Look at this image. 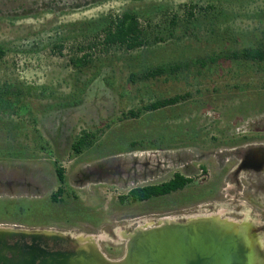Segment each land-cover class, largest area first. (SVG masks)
Instances as JSON below:
<instances>
[{
  "label": "rangeland",
  "instance_id": "obj_1",
  "mask_svg": "<svg viewBox=\"0 0 264 264\" xmlns=\"http://www.w3.org/2000/svg\"><path fill=\"white\" fill-rule=\"evenodd\" d=\"M124 11L150 41L163 40L104 46L105 18ZM258 44L264 0H0V86L18 91L0 101V222L91 236L101 248L115 242L109 254L119 258V234L169 216V199L197 213L202 191L223 178L216 157L197 159L199 150L209 139H264V63L209 58ZM178 62L188 65L130 80L146 66ZM174 95L185 96L143 109ZM82 131L94 135L75 152ZM174 171L191 181L171 197L120 200ZM250 223L264 252V223Z\"/></svg>",
  "mask_w": 264,
  "mask_h": 264
},
{
  "label": "water",
  "instance_id": "obj_2",
  "mask_svg": "<svg viewBox=\"0 0 264 264\" xmlns=\"http://www.w3.org/2000/svg\"><path fill=\"white\" fill-rule=\"evenodd\" d=\"M51 230L0 228V241L49 235ZM63 235L64 232H57ZM58 234V235H59ZM124 255L109 259L93 237L77 236L71 251L48 252L40 247H8L6 264H264L261 237L251 223H237L216 215L183 222L163 217L156 224H139L125 231ZM28 247V249H26Z\"/></svg>",
  "mask_w": 264,
  "mask_h": 264
},
{
  "label": "flooded vegetation",
  "instance_id": "obj_3",
  "mask_svg": "<svg viewBox=\"0 0 264 264\" xmlns=\"http://www.w3.org/2000/svg\"><path fill=\"white\" fill-rule=\"evenodd\" d=\"M209 144H211L209 148L199 150L197 159L216 157L218 163L216 173L222 175L223 178L207 190L202 191L200 194V201L202 202L197 204V213H189L188 206L185 205L183 199L176 202L169 199L170 215L167 218L183 222L191 217L216 215L242 224L250 222L264 223V139H209ZM176 174L187 177L182 171H174L163 182L171 181ZM187 185L188 183L182 187L170 189L162 195L171 197L174 193L185 189ZM175 204L177 208L172 209ZM257 208L262 211H257ZM6 227L43 230L41 228H27L17 223L0 222V228ZM51 231L54 232L49 233V235L40 234L36 236L33 242L31 238L0 241V252H3L5 258H9L11 256L9 246H16V249L19 250V247L24 249V246L32 245L53 252L71 251L78 245L77 237L70 236L67 233L60 235L57 232L61 231L58 230L51 229ZM124 234L125 232L122 231L119 234L120 238H123ZM113 244L116 245L115 242L111 243L110 241L109 244L105 243L106 248L98 246L109 259H119L125 253L126 240L124 239V253L119 258H113L109 254L117 248ZM0 264L6 263L0 260Z\"/></svg>",
  "mask_w": 264,
  "mask_h": 264
},
{
  "label": "trees",
  "instance_id": "obj_4",
  "mask_svg": "<svg viewBox=\"0 0 264 264\" xmlns=\"http://www.w3.org/2000/svg\"><path fill=\"white\" fill-rule=\"evenodd\" d=\"M193 8V6H192ZM189 14L192 15V11H189ZM146 27L140 25L137 15L134 12L124 11L121 14L111 15L108 18H105L104 25L100 29L98 35H102V44L107 47L119 46L123 47L125 50H134L140 48L146 44H149L154 41H162L164 37H155L152 41L149 40L148 33L145 31ZM2 51L0 50V55ZM224 57L226 59H232L239 63H256L263 65L264 63V44H258L256 46H248L234 49H227L215 53L214 57H210L211 62L216 61L217 58ZM200 65L206 64L207 60L205 58H199L196 60ZM75 64L81 63V58H78L74 61ZM188 63H174L165 65H156V66H146L142 69L139 74L137 72L130 73V80H146L150 78H155L159 75L166 73H176L178 70H181L182 67L187 66ZM264 68V67H263ZM137 73V74H136ZM13 92L9 87L0 86V101L5 100L3 98L5 94H10ZM14 94H18V91H14ZM187 95V93L185 94ZM185 95H174L167 98L156 99L155 101L149 102L143 106L144 110H155L166 105L174 104L179 99L183 98ZM6 97V96H5ZM130 113L135 116L136 112L130 111ZM93 133H87L82 131L81 135L77 136L73 143L72 149L75 152H80L81 148L88 142ZM55 172L57 179L60 183H63L65 180L64 168L61 165H55ZM191 181L190 178L176 174L175 178L169 182H163L161 184H150L144 186H136L131 188L127 194L121 195L120 200L125 201L129 200L132 202L143 201L154 196L165 194L170 189H176L184 186L186 183ZM63 191L62 186H59L58 189L51 194V199L56 200L57 195L61 194Z\"/></svg>",
  "mask_w": 264,
  "mask_h": 264
},
{
  "label": "bare ground",
  "instance_id": "obj_5",
  "mask_svg": "<svg viewBox=\"0 0 264 264\" xmlns=\"http://www.w3.org/2000/svg\"><path fill=\"white\" fill-rule=\"evenodd\" d=\"M145 225H148V223H144Z\"/></svg>",
  "mask_w": 264,
  "mask_h": 264
}]
</instances>
